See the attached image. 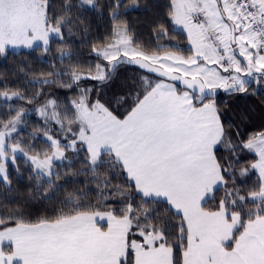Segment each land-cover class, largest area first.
Masks as SVG:
<instances>
[{
    "label": "snow or ice",
    "instance_id": "snow-or-ice-1",
    "mask_svg": "<svg viewBox=\"0 0 264 264\" xmlns=\"http://www.w3.org/2000/svg\"><path fill=\"white\" fill-rule=\"evenodd\" d=\"M84 6L94 8L95 0H65L51 15L50 0H0V54L9 45L31 48L36 41L47 52L50 37H61L73 24V7ZM119 7V0L111 6L113 21ZM167 17L186 33L189 54L178 44L147 48L118 21L109 42L93 46L99 62L86 73L73 66L47 73L67 75L69 83L61 86L72 88L87 78L110 82L122 65L146 72L128 81L118 98L119 107L127 105L123 112L92 98L91 89H80L64 107L48 99L36 111L45 125L59 126L60 136L44 130L48 148L39 151L32 145L26 151L21 139L12 142L25 108L9 109L0 119V182L9 189L8 165L18 169L17 153L31 174L49 178L53 191L51 177L59 178L54 162L71 165L69 151L84 154L88 171L107 165L110 173L93 175L94 190L69 192L51 216L0 204V264H264V131L233 144L215 100L218 89L247 94L252 85L264 88V0H169ZM154 32L157 41L168 36L163 25ZM66 55L60 49V57ZM32 82L56 83L44 74ZM42 96L0 91L6 101L29 104ZM220 145L227 158L218 156ZM237 146L256 157L239 169L240 176L252 170L258 176L243 191L235 179ZM116 175L124 182L113 184ZM113 197L122 207H109Z\"/></svg>",
    "mask_w": 264,
    "mask_h": 264
},
{
    "label": "trees",
    "instance_id": "trees-1",
    "mask_svg": "<svg viewBox=\"0 0 264 264\" xmlns=\"http://www.w3.org/2000/svg\"><path fill=\"white\" fill-rule=\"evenodd\" d=\"M64 2L65 0H50V15L53 12L59 13ZM71 2L78 5L80 0H71ZM115 3L116 0H95L94 8L90 6L73 7L70 14L73 24L67 25L62 30L61 37L50 39L47 52L44 51V46L39 45L30 49H8L4 54H0V91L19 90L26 98L35 96L37 92L42 91L43 93L42 97H38L31 104L27 103L26 99L6 101L0 97V119H7L6 113L9 109L21 107L26 109L18 136L13 139V141L23 140L26 151L28 145H32L36 151L48 148V142L43 136L44 130H49V134L54 137L60 136L59 126L53 123L45 125L44 120L36 111L48 99H55L61 107H64L79 94L80 89H91L92 98L98 95L102 101L110 102L111 106L120 112L127 107V105L119 107L117 100L128 90V81L147 74L136 67L122 65L110 82L87 78L81 79L72 88L61 86L62 83H69L67 75L47 77V73L54 70L59 71L61 68L68 69L69 66L81 68L86 73L89 66H94L99 62L92 51L93 46L99 47L109 42L113 23L126 22L129 34L135 37L137 43L147 48H154L157 42L178 44L184 54H189L187 36L183 31L174 28L167 17L169 0H119L120 15L117 21H113L110 18V12L111 6ZM76 21L80 23L77 24ZM158 25H163L168 29V36L160 41H157L154 32ZM60 49H64L68 55L61 58ZM41 74H44L45 78L55 80L56 83L44 85L33 83L32 81L40 78ZM215 100L225 127L230 126L233 144L239 145L240 141L246 140L254 133L264 131V88L252 85L247 94H227L218 90ZM237 133L239 135H236ZM217 154L227 158L229 151L224 145H220ZM67 155L72 161L71 165L67 160L54 162V171L59 173L58 179L55 176L51 177L54 181L52 186L54 191L49 187L48 177H35L29 171L30 166L27 160L22 156H17L18 169L11 163L8 165L10 189L8 185L0 182V204L9 207L21 205L33 217L51 216L53 215L52 209L60 206L61 200L69 192L76 189L94 190L96 181L92 179L93 175L101 177L110 175L107 165H102L95 174L88 171L84 164L83 153L76 157L69 151ZM234 156L240 161L235 165L236 186L243 191L252 187L258 176L254 170L246 176H240L239 169L255 160L256 157L254 153L239 146L236 147ZM81 168L85 171H78ZM111 182L113 184L123 183L124 177L112 176ZM223 194L224 188L221 187L216 192L217 200ZM90 198L95 203V191L90 192ZM119 199V197L110 199L109 207H122L116 203ZM136 202H141L139 196L136 197ZM214 203L215 201H211L208 206ZM151 207L164 208L163 205L156 204H152Z\"/></svg>",
    "mask_w": 264,
    "mask_h": 264
},
{
    "label": "rangeland",
    "instance_id": "rangeland-1",
    "mask_svg": "<svg viewBox=\"0 0 264 264\" xmlns=\"http://www.w3.org/2000/svg\"><path fill=\"white\" fill-rule=\"evenodd\" d=\"M91 7V6H90ZM174 26V28H176V29H178V30H181V31H183L179 26H175V25H173ZM184 32V31H183ZM185 33V32H184ZM185 35H186V33H185ZM55 37H58V36H56V35H52L51 37H50V39L51 38H55ZM39 45H42V46H44L43 45V42L42 41H36V42H34V44H33V46L32 47H35V46H39ZM187 45H188V47H190V45H189V43H188V40H187ZM31 47V48H32ZM30 49L29 47H26V46H24V45H16V46H11V45H9V46H7L6 47V50H18V49ZM218 90H220L221 92H224L222 89H218ZM13 143L14 142H16V141H12ZM17 156H22L23 158H25L26 159V157H24L23 156V154H21V153H17ZM58 161H60V160H58ZM255 171V170H254ZM256 172V171H255ZM257 174V173H256Z\"/></svg>",
    "mask_w": 264,
    "mask_h": 264
},
{
    "label": "water",
    "instance_id": "water-1",
    "mask_svg": "<svg viewBox=\"0 0 264 264\" xmlns=\"http://www.w3.org/2000/svg\"><path fill=\"white\" fill-rule=\"evenodd\" d=\"M177 83V86H179V87H183V85L182 84H180L179 82H176ZM217 92H218V90H217ZM217 92H216V94H217ZM216 96V95H215Z\"/></svg>",
    "mask_w": 264,
    "mask_h": 264
},
{
    "label": "crops",
    "instance_id": "crops-1",
    "mask_svg": "<svg viewBox=\"0 0 264 264\" xmlns=\"http://www.w3.org/2000/svg\"><path fill=\"white\" fill-rule=\"evenodd\" d=\"M100 223L106 226V221H100Z\"/></svg>",
    "mask_w": 264,
    "mask_h": 264
}]
</instances>
